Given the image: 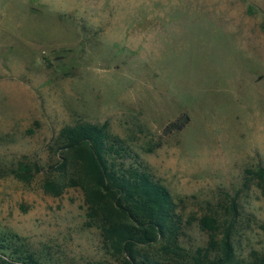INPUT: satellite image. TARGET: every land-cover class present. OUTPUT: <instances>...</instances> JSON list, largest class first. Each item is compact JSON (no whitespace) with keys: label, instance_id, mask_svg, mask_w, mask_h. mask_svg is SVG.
<instances>
[{"label":"rangeland","instance_id":"obj_1","mask_svg":"<svg viewBox=\"0 0 264 264\" xmlns=\"http://www.w3.org/2000/svg\"><path fill=\"white\" fill-rule=\"evenodd\" d=\"M79 121L108 122L168 188L185 253L214 256L231 226L241 264L264 255V0H0V234L42 264H120L82 190L43 187Z\"/></svg>","mask_w":264,"mask_h":264},{"label":"trees","instance_id":"obj_2","mask_svg":"<svg viewBox=\"0 0 264 264\" xmlns=\"http://www.w3.org/2000/svg\"><path fill=\"white\" fill-rule=\"evenodd\" d=\"M188 120L187 115L180 116L166 126L165 132L181 130ZM59 141L58 159L45 170L43 187L56 195L68 188H80L88 223L101 230L106 253L120 264H241L231 226L223 230L220 249L214 256L208 248L185 253L180 240L187 222L172 194L139 154L111 132L108 122L66 125ZM42 170L34 161L13 173L30 181ZM257 174L264 190V168ZM233 208L237 212L235 203ZM205 221L210 225L217 222L212 217ZM215 244L212 238L211 245ZM0 264L42 262L18 235L0 234ZM251 264H264V255L255 256Z\"/></svg>","mask_w":264,"mask_h":264}]
</instances>
